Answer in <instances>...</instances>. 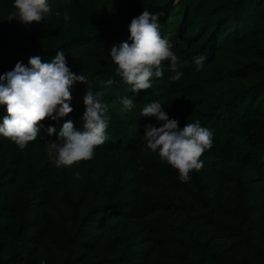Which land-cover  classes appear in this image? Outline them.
Instances as JSON below:
<instances>
[{"label":"rangeland","instance_id":"obj_1","mask_svg":"<svg viewBox=\"0 0 264 264\" xmlns=\"http://www.w3.org/2000/svg\"><path fill=\"white\" fill-rule=\"evenodd\" d=\"M190 1L171 0L179 9ZM207 1H195V7L202 10L196 23L222 21L232 12L235 17L241 16L242 8L249 4V0ZM13 2L0 0V75L12 71L17 62L28 66L32 56L50 62L57 51H63L70 69L91 80L92 88H97L102 69L115 72L110 51L122 42L131 43V20L144 9L158 14L152 10L161 4L159 0H48L51 14L39 23L23 25L15 19L8 20L14 10ZM86 4L103 14L101 29L93 38L96 43L89 44L97 54L102 50L103 58L93 61L87 54L93 50L76 41L52 48L35 38V29L51 32L57 28L59 23L52 19L57 12L60 16L67 11L80 12ZM249 10L248 7L247 13ZM162 18L159 14L160 32L167 36ZM183 20L174 25V30L182 27ZM247 22L235 30L233 25L230 36L235 43L228 59L207 73L206 80L196 75L193 64L185 62V56L203 43L200 38L194 40L197 34L192 31V47L173 44L183 74L180 80L169 79L171 72L168 62H164L163 76L152 79V88L131 96L140 113L147 104L158 101L170 119L179 121L180 128L198 121L212 136H219L231 146L246 148L244 161H216L211 153L204 152L200 158L203 167L193 170L188 182H181L178 171L167 162L162 163L143 139L144 125L160 127L163 122L141 115L134 118L139 127L128 132L125 121L118 117L109 120L108 128L122 130L129 144L127 158L111 163L105 156L95 154L91 160L80 161L76 168H57L45 149L48 141L58 140L56 135L49 137L42 130L38 140L43 146L32 142L23 150L0 136V193L7 194L4 204L0 202V228L5 229L8 221L21 226L13 236L6 232L0 264L9 263L18 254L22 255V264H49L69 252L74 254L84 234L97 227L92 220L96 209L102 206L135 210L160 206L162 210L145 222L113 221L104 226L103 234L96 229L99 245L84 264L98 259H102V264H204L192 246L194 241L211 243L214 255H221L227 263L245 256L264 264V118L251 114L253 109L264 107V77L244 79L230 73L245 65L264 67V60L257 56L264 54V23L252 24L250 29L244 25ZM176 33L180 35L179 30ZM254 33L259 35L254 37ZM116 77L122 86L126 84ZM6 114L0 105V123ZM55 122L43 123L47 127L55 126ZM76 172L80 173L79 178ZM212 209L219 211V218L213 216ZM195 218L199 221L195 222ZM25 239H30V250L22 254Z\"/></svg>","mask_w":264,"mask_h":264},{"label":"clouds","instance_id":"obj_2","mask_svg":"<svg viewBox=\"0 0 264 264\" xmlns=\"http://www.w3.org/2000/svg\"><path fill=\"white\" fill-rule=\"evenodd\" d=\"M12 7L14 10L9 13L8 20L15 19L23 25L44 21L52 11L48 0H14ZM64 19L67 21L70 16L65 13ZM160 27L159 14L144 9L128 26L131 43L122 42L111 48L115 73L130 85L132 93L151 89L152 79L163 76L164 62H168V70L173 73L169 77L171 81H178L183 75L179 71L180 60L172 50V34L162 36ZM204 60L203 55L194 58L198 71ZM77 82L85 84L87 77L70 69L63 51H57L50 62H43L40 56L30 57L28 66L17 62L12 71L0 75V105L7 113L0 123V136L23 150L38 139L42 129L49 137L58 135V140L45 144L47 155L57 168L93 159L96 148L108 139L109 117L102 92L85 91L82 128L67 120L57 132L55 126L46 127L43 123L45 120L59 121L73 112L71 89ZM104 83L110 86L114 81L109 79ZM121 102V111L134 107L132 97L123 98ZM140 115L163 122L160 127L150 123L144 125L146 147L158 153L162 163L167 162L177 170L181 182H188L190 173L203 167L200 158L213 146L212 133L198 121L180 128L179 121L170 119L158 101L147 104ZM75 175L80 177L79 172Z\"/></svg>","mask_w":264,"mask_h":264},{"label":"trees","instance_id":"obj_3","mask_svg":"<svg viewBox=\"0 0 264 264\" xmlns=\"http://www.w3.org/2000/svg\"><path fill=\"white\" fill-rule=\"evenodd\" d=\"M158 1V0H156ZM195 1L200 3L205 0H191L190 4L185 5L184 9H179L178 5H174L171 0H159L161 4L157 9H153L152 11L158 14H162L164 18L163 20V30L167 35L169 33L172 34L171 39L174 43L179 42L180 45H189L192 47V44H189V40H191V32L197 34L194 40L200 38L203 40V43L198 45V48L188 55L185 56V62H189L193 64V71L196 72V75L206 80V74L214 71L221 62L224 63L228 59V55L230 53L231 48L233 47L232 42L233 39L230 34L233 32V25H235L234 30L239 27V25L248 21L246 24L250 29V25L256 24L257 22L262 24L264 23V0H249V4L246 7L242 8L241 16H234V13H230L226 16L222 21L212 20L207 21V24L204 23H196L202 17V10L198 6L195 7ZM212 0L207 1L206 3H210ZM187 3V2H186ZM206 4V5H207ZM248 7L250 8L249 12ZM67 13L70 16V19L65 21L64 15ZM185 15V19L183 20V16ZM252 16L250 18L249 16ZM224 17V16H223ZM222 17V18H223ZM52 19H55L59 25L56 29L51 32H47L42 29H35L34 34H36V39L39 40L41 45L48 47H59L62 45H67L76 41L80 45L89 46L91 50L87 54L90 58L95 61L98 58H103L104 53L100 50V53L97 54L95 48L90 46L91 44H95L96 41L93 39L96 37L101 29V24L103 20V14L100 11L93 10L90 4H86L81 8L80 12L77 11H67L64 12L63 15L57 16L56 14L52 16ZM183 20L182 27H176L178 22ZM174 21V22H172ZM244 25H241L244 29ZM201 28V29H200ZM179 30V34L177 35V31ZM232 31V32H231ZM259 33H254V37H257ZM99 45L100 43L97 42ZM90 44V45H89ZM40 55V54H39ZM203 55L205 57L202 68L198 71L196 65L194 64V58L197 56ZM48 56V55H45ZM259 60H264V54H257ZM42 61L43 58L41 57ZM47 61V59H46ZM102 69V72L98 74V78L100 79L99 84H97V88L91 87V80H88L85 84L75 83L71 89L72 92V101L71 107L74 109L71 114L66 117L61 118L59 121L55 122V127L57 128V132L59 131L60 126L67 120H71L74 122L77 128H82L83 121L81 117L84 112V104H83V96L87 89H91L93 92H102V102L106 105L107 111L106 115L109 117V120L114 119L116 117L120 118V120L125 121L129 124L126 131L130 129H136L139 127V122H137L134 118L140 115V111L136 106H134L130 111H121L122 107V99L126 97H131L133 94L131 92V87L128 84L122 86L119 80L116 77V73L114 71ZM231 74L241 77L244 79L251 78H259L264 77V67L256 66L249 68L247 65L242 66L239 70L235 69L230 71ZM173 75V73L169 74ZM113 80L114 83L110 86L106 85L104 82L107 80ZM2 106V105H1ZM2 109L6 110L4 106ZM252 115L264 118V107L253 109L251 112ZM146 119V117H144ZM43 130V129H42ZM42 130L40 132L39 137L42 134ZM108 139L104 145L99 146L95 150V154H99L106 157V160L111 163L113 160H121L126 159L129 155V144L127 140V135L123 133L122 130H118L116 128H108ZM57 139H58V135ZM38 137V139H39ZM213 146L211 149L206 150L205 152L211 153L212 157L216 161H224L231 162L236 158H241L243 161L245 160L244 155L246 148H242L240 146H231L226 143L223 139L219 138V136H212ZM34 141L39 145L43 146V143L40 140ZM59 142V141H58ZM247 152V151H246ZM251 154L248 153L247 156ZM78 164H74L73 167H78ZM7 200L6 193H0V202L3 205ZM206 209H208L206 207ZM162 208L160 206L151 207L144 206L142 209L135 210L130 209L125 206H111L106 209L103 206L96 209V216H94V223L92 225H96L97 227H92L88 234H84L83 238H81L78 245L75 247L74 254L70 252L67 255L60 256L56 261L51 260L48 261L49 264H84L87 257H89L94 249H96L99 245L98 239L96 238L95 230L97 229V233L103 234L105 231V225L109 224L113 221H129V220H138L139 222H145L150 218L161 213ZM210 212L213 213V216L219 218V211L212 209ZM195 222L199 221V218L193 219ZM21 226L18 223H13L12 221H8L5 229L0 228V250L4 245V238L6 236V232L8 235L13 236L19 230ZM30 239H25L24 244L22 245V254H27L30 250V246L28 242ZM192 246L197 249L199 254L202 257L204 264L214 263V264H258L253 260L241 256L234 263H227L221 255H214L213 253V245L211 243L202 244L199 241H194ZM11 261V262H10ZM8 261L10 263L22 264L23 258L22 255H15L11 257V260ZM105 262L107 260H104ZM88 264H102V259H98L95 262H91Z\"/></svg>","mask_w":264,"mask_h":264}]
</instances>
